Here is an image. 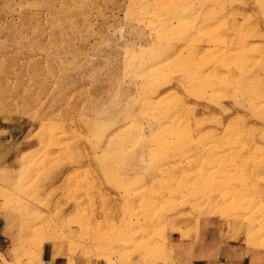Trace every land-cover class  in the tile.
<instances>
[{"label": "rangeland", "instance_id": "rangeland-1", "mask_svg": "<svg viewBox=\"0 0 264 264\" xmlns=\"http://www.w3.org/2000/svg\"><path fill=\"white\" fill-rule=\"evenodd\" d=\"M0 264H264V0H0Z\"/></svg>", "mask_w": 264, "mask_h": 264}, {"label": "bare ground", "instance_id": "bare-ground-1", "mask_svg": "<svg viewBox=\"0 0 264 264\" xmlns=\"http://www.w3.org/2000/svg\"><path fill=\"white\" fill-rule=\"evenodd\" d=\"M181 155H183V154H181ZM155 169H162V168H164L165 170H168L167 168H168V166L167 167H162L161 168V164H155ZM173 179H175L174 177H173ZM176 180V179H175ZM177 181V180H176ZM195 181V180H194ZM185 182H186V180H178L177 181V184H180V185H183L184 186V184H185ZM196 183L198 182V180L197 181H195ZM149 203H151V202H149ZM148 207H150V205H148Z\"/></svg>", "mask_w": 264, "mask_h": 264}]
</instances>
